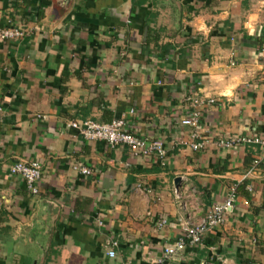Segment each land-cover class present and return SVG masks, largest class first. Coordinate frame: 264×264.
<instances>
[{
	"label": "crops",
	"instance_id": "crops-1",
	"mask_svg": "<svg viewBox=\"0 0 264 264\" xmlns=\"http://www.w3.org/2000/svg\"><path fill=\"white\" fill-rule=\"evenodd\" d=\"M12 27L25 36L0 41V264H264V151L216 145L264 136V0H0ZM193 93L215 100L200 150L183 125ZM118 119L166 160L69 125ZM18 160L42 164L39 194L10 174ZM232 189L225 221L165 260Z\"/></svg>",
	"mask_w": 264,
	"mask_h": 264
},
{
	"label": "built area",
	"instance_id": "built-area-1",
	"mask_svg": "<svg viewBox=\"0 0 264 264\" xmlns=\"http://www.w3.org/2000/svg\"><path fill=\"white\" fill-rule=\"evenodd\" d=\"M25 36L24 30L21 28H5L0 30V41L19 40ZM185 102L188 107V116L183 120V125L192 129V144L194 150H200L206 147L209 143L203 139L198 129L201 126L203 114L215 104L212 98H203L196 93L190 94L186 97ZM70 127L76 130L86 141H101L109 144L111 147L124 145L127 146L133 153L138 154L148 159H158L160 161L166 160L168 151L165 142L159 139H146L132 134L126 129V121L124 119L114 120L111 123H98L93 120L84 122L72 121ZM216 145L219 148H235L238 146H255L264 151V136H244L238 135L227 137L219 140ZM259 160L254 162L253 168L259 166ZM83 175H90L91 170L85 166L78 168ZM9 172L13 176L20 177L24 180L28 190L32 194H39V184L43 179L42 164L38 161L18 160L10 166ZM251 191V188H249ZM178 199H182V195L177 193ZM236 198V189H232L228 199L222 203L217 204L211 208L208 215L199 223L193 226H185L184 237L175 245L168 246L164 250V259H169L176 256L187 246H198L202 243L203 236L206 232L211 231L220 226L226 219L229 212L234 208ZM167 220H160L159 226H163ZM113 247H117V242L112 243ZM111 257H115V251L109 253ZM164 260H159L154 264H163Z\"/></svg>",
	"mask_w": 264,
	"mask_h": 264
}]
</instances>
